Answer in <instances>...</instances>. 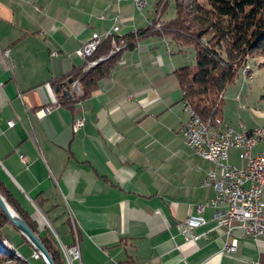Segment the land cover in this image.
Returning <instances> with one entry per match:
<instances>
[{"label":"crops","instance_id":"crops-1","mask_svg":"<svg viewBox=\"0 0 264 264\" xmlns=\"http://www.w3.org/2000/svg\"><path fill=\"white\" fill-rule=\"evenodd\" d=\"M153 1L137 12L130 0H0V190L39 229L51 225L65 264L69 245L80 256L72 264H264V241L237 228L226 236L218 225L215 192L201 185L212 164L182 137L175 71L185 66L184 49L156 34L133 49L120 40L118 62L90 97L77 101L78 82L68 83L92 34L104 38L117 25L121 38L166 21ZM58 82L70 98L57 99ZM232 88L227 102L240 103L244 90L238 97ZM223 113L226 124L244 126ZM78 117L84 126L74 132ZM191 216L204 224L182 233ZM7 228L20 254L17 245L27 243ZM231 240L237 251L224 253Z\"/></svg>","mask_w":264,"mask_h":264},{"label":"trees","instance_id":"trees-1","mask_svg":"<svg viewBox=\"0 0 264 264\" xmlns=\"http://www.w3.org/2000/svg\"><path fill=\"white\" fill-rule=\"evenodd\" d=\"M168 2L169 0H159L161 12L165 13L169 6ZM172 2L174 13L166 21H155L135 34L129 33L121 38L112 39L108 36L102 38L95 52L84 59L83 68L73 72L70 77L73 82H78L80 95L77 101L90 97L99 82L110 75L119 60L121 50L133 49L135 39L156 34L167 37L181 49L191 48L193 51L195 64L175 71L183 104L190 105L188 110L200 121H213L215 118L223 121L221 114L225 105L223 97L225 90L235 81L238 72L245 68L249 58L253 56L264 58V0H172ZM154 25L159 27L153 30ZM120 40H123L125 47L123 49L119 47L116 51L115 47H118ZM93 62L97 63L88 67ZM54 86L57 87V99L65 100L60 82ZM0 195L36 234L54 263L65 264L56 238L48 226L43 222L39 229L38 225L32 222L2 190ZM7 223L17 231L0 210V264L9 259L8 264H14V258H17L16 263L20 264L24 261L22 256L16 253L13 247L3 245L6 238L1 229ZM22 240L27 243L23 237ZM72 246L69 245L67 248Z\"/></svg>","mask_w":264,"mask_h":264},{"label":"built area","instance_id":"built-area-1","mask_svg":"<svg viewBox=\"0 0 264 264\" xmlns=\"http://www.w3.org/2000/svg\"><path fill=\"white\" fill-rule=\"evenodd\" d=\"M130 1L137 12L144 11L150 2V0ZM118 31L119 28L114 26L105 37L113 39ZM101 40L100 35L92 34L91 38L77 49L76 55L86 59L95 52ZM118 50L119 47L116 48V51ZM52 56H56V53ZM96 63H90L88 67ZM188 107L191 106L183 105L186 119L182 122L181 133L192 151L202 160L212 164L201 185L210 187L215 192L210 202V206L216 209L213 215L215 220L218 225L226 228V236L230 235L232 229L237 228L242 231L244 237L264 241V129L256 127L247 130L243 125L234 128L232 125L222 124L218 118L213 121H194L188 116ZM7 125L13 127L14 121H9ZM83 126L84 118L78 117L73 121L72 130L76 132ZM260 143L261 148L256 152ZM233 150L238 152L237 157L243 163L241 168L232 166L228 162L230 152ZM198 210L201 212L202 208L199 207ZM202 224L204 221L201 217H188L181 227V232L189 233L191 229ZM69 225L76 238L78 229L71 217ZM199 238L200 236L197 235L189 239ZM62 249L67 256V264L80 259L76 245ZM222 250L224 253L234 254L237 251V241L225 242ZM30 257L34 260L40 259L35 251Z\"/></svg>","mask_w":264,"mask_h":264},{"label":"rangeland","instance_id":"rangeland-1","mask_svg":"<svg viewBox=\"0 0 264 264\" xmlns=\"http://www.w3.org/2000/svg\"><path fill=\"white\" fill-rule=\"evenodd\" d=\"M156 1L157 0H154L153 2H156ZM168 5L169 6H167L166 11L163 14L161 20H165L173 16L174 11H173L172 0H169ZM160 12H161V9H160ZM114 26L118 27L117 25H114ZM157 26L158 25H154L152 27L153 30L157 29L158 28ZM163 38L168 39L167 37L166 38L163 37ZM114 47H115V44H114ZM116 48L117 47H115V50ZM184 56H185V62H184L185 66L191 67L195 64L194 55H193V51L191 48L184 49ZM263 63H264L263 57L253 56L249 58L245 68L242 71L238 72V75L236 76L235 81L228 86L229 88L225 90L226 92L224 94L225 100L227 102V99H226L227 95L233 92L232 89L234 88L232 87L237 88L238 97H241V92H243L244 90L246 95H243V99L240 100V103L234 104L233 102L228 101L227 105L226 104L224 105L223 115L224 117H229L233 122L244 124V126L247 129L256 128V127H261L264 129V65H262ZM233 94H235L236 96V92ZM222 124H226V123L222 121ZM228 162L237 168H241L243 166L242 161L236 156L235 150H233V154L230 156V159ZM61 226L65 228L64 223H61ZM7 227H11L10 224L7 223L6 226L1 229V232L6 238V240L3 242V245L5 246L11 245L10 241H13V237L10 235L9 228ZM49 227L50 229H52L51 225L48 226V228ZM10 229H13V228H10ZM57 244H58V241H57ZM17 248L24 260L20 264H44L41 259L34 260L30 257L31 252H33V249L31 248L30 245H27V244L19 245L18 244ZM9 261L7 260L3 262L2 264H8L10 263ZM16 262H17V258H14V264H17Z\"/></svg>","mask_w":264,"mask_h":264},{"label":"water","instance_id":"water-1","mask_svg":"<svg viewBox=\"0 0 264 264\" xmlns=\"http://www.w3.org/2000/svg\"><path fill=\"white\" fill-rule=\"evenodd\" d=\"M68 83L71 85L73 83L72 79H69ZM61 86H64V84H61ZM62 93L67 98H70L68 91L64 90ZM0 210L9 220L11 225L17 230V232L27 241L31 248L38 253L40 259L43 261L44 264H55L52 257L50 256L46 248L43 246V244L40 242L36 234L29 228L26 222L12 209V207L6 202V200L1 195Z\"/></svg>","mask_w":264,"mask_h":264},{"label":"bare ground","instance_id":"bare-ground-1","mask_svg":"<svg viewBox=\"0 0 264 264\" xmlns=\"http://www.w3.org/2000/svg\"><path fill=\"white\" fill-rule=\"evenodd\" d=\"M188 115H189V117H192V119H194V121H200L198 118H196V117H194L193 115H192V112L190 111V110H188ZM34 251V250H33Z\"/></svg>","mask_w":264,"mask_h":264}]
</instances>
